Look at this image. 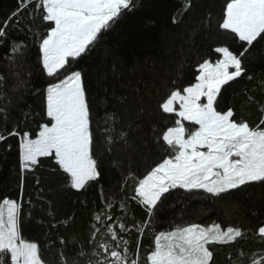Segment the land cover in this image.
<instances>
[{"label": "snow or ice", "instance_id": "snow-or-ice-1", "mask_svg": "<svg viewBox=\"0 0 264 264\" xmlns=\"http://www.w3.org/2000/svg\"><path fill=\"white\" fill-rule=\"evenodd\" d=\"M197 7L184 0L171 25H185ZM137 8V0H14L0 13V152H17L19 176L16 198L0 190V264H218V249L227 250V264H264V220L161 224L177 191L230 204L249 189L264 190V0H221L218 14L209 8L185 25L182 59H168L167 30L157 41L163 56L129 66L106 53L92 89L82 63ZM229 90L243 99L239 109L226 102ZM25 96L41 100L44 122L35 132L21 129L33 115ZM45 159L76 193L99 186L86 236L23 237L26 226L45 223L31 197L24 200L26 175ZM48 216L50 228L74 220L54 216L51 201ZM245 239L259 250L245 251Z\"/></svg>", "mask_w": 264, "mask_h": 264}, {"label": "trees", "instance_id": "trees-1", "mask_svg": "<svg viewBox=\"0 0 264 264\" xmlns=\"http://www.w3.org/2000/svg\"><path fill=\"white\" fill-rule=\"evenodd\" d=\"M184 0H137V10L125 18L114 30H110L106 35L103 44L95 50L90 57L82 63V67L88 74L87 80L92 89L97 88L96 71L105 60L106 53L109 56L119 57L122 61H126L131 66L138 59H142L148 55L163 56L164 53L158 51L157 41L159 33L169 31L170 41L174 44L168 59H182L179 55V49L182 41L178 38V34L185 29V25L190 23H199L200 15H207V10L211 8L214 14H218L221 0H197V9L190 13L185 20V25H181L179 29H175L171 25L170 17L179 8ZM14 4V0H0V13L7 11ZM180 17L177 16V19ZM150 21V22H149ZM206 43H211L207 41ZM202 49L200 55H203ZM197 55L193 53L190 59L185 63L184 71L181 79L185 84L192 80V71L197 60ZM175 67V65H173ZM259 71V69H257ZM39 83V81H38ZM119 94V92L117 93ZM26 110L27 106H31L33 115L25 124H21V129L35 132L38 130V125L44 122L41 115V100L25 96ZM225 100L236 104L239 109L243 104L242 98H237L232 90L225 93ZM6 101H0V103ZM94 107V116H95ZM101 115L103 109H100ZM245 114H250L245 109ZM252 119L255 116L252 115ZM164 122L160 121L158 127ZM95 127V124L93 125ZM2 127V125H0ZM15 143V141H10ZM159 155H152L146 162L141 161L137 166V171H143L144 168L154 159H158ZM18 154L16 151L5 154L0 152V190H6L7 195L16 198L19 193L18 183L19 176L17 175ZM39 178L41 183L39 189H42L40 196L37 195L36 179ZM97 185L90 186L83 193H76L74 190L66 187L62 175L53 174L51 161L44 160V163L39 166L33 174L26 175V186L24 189V200L29 197L37 204L36 211L44 219L43 225H30L22 230V235L25 239L55 241L58 243V237L63 235L65 238L80 237L87 235L89 227L90 212L95 209L99 201V192ZM43 197V199H41ZM49 201L52 203L53 215L63 219L66 215L74 217V220L69 221V226L63 225L58 228H50L52 223L51 217L48 216ZM252 212H256L257 216H252ZM264 190L259 187L248 190V193L242 197H238L230 204L217 203L205 199L203 196L185 197L182 191L174 192L168 199L167 204L161 213V224L167 227L168 222L173 218L179 222L183 217L186 221H196L201 223H210L215 220L224 225L229 223H243L247 227L255 226L259 220H264ZM140 216L139 211L135 213ZM44 233V234H42ZM147 243V241H145ZM245 251L251 249L258 251V242L245 239L241 241ZM237 247H240L238 245ZM217 256L218 264H227L224 259L227 250L218 249Z\"/></svg>", "mask_w": 264, "mask_h": 264}]
</instances>
